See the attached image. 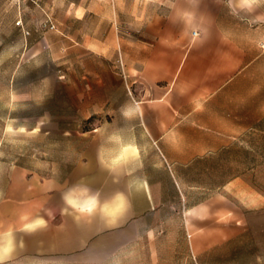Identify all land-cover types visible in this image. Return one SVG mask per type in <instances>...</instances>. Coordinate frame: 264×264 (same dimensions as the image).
I'll list each match as a JSON object with an SVG mask.
<instances>
[{
  "label": "crops",
  "instance_id": "crops-1",
  "mask_svg": "<svg viewBox=\"0 0 264 264\" xmlns=\"http://www.w3.org/2000/svg\"><path fill=\"white\" fill-rule=\"evenodd\" d=\"M109 62V86L116 88L109 120L83 136V150L59 188L30 182L6 262L198 264L227 240L206 226L216 215L228 219L230 150L244 152V53L219 30L187 28L146 57ZM79 183L102 199L126 192V217L109 226L98 217L62 215V194ZM37 217L46 227L21 230Z\"/></svg>",
  "mask_w": 264,
  "mask_h": 264
},
{
  "label": "rangeland",
  "instance_id": "rangeland-1",
  "mask_svg": "<svg viewBox=\"0 0 264 264\" xmlns=\"http://www.w3.org/2000/svg\"><path fill=\"white\" fill-rule=\"evenodd\" d=\"M187 28L219 30L247 73L228 219L206 226L227 240L198 264H264V0H0V233H15L30 182L59 188L83 136L109 120V60L146 57Z\"/></svg>",
  "mask_w": 264,
  "mask_h": 264
},
{
  "label": "clouds",
  "instance_id": "clouds-1",
  "mask_svg": "<svg viewBox=\"0 0 264 264\" xmlns=\"http://www.w3.org/2000/svg\"><path fill=\"white\" fill-rule=\"evenodd\" d=\"M64 207L61 214L73 216L75 220L81 218L98 217L109 226H117L128 214L130 202L124 191H115L106 198H101L100 191L92 190L84 183L76 184L62 194ZM46 221L37 217L21 229L31 234L46 227ZM23 246V241H20ZM16 247L15 235L12 231L0 233V264H6L10 254Z\"/></svg>",
  "mask_w": 264,
  "mask_h": 264
},
{
  "label": "built area",
  "instance_id": "built-area-1",
  "mask_svg": "<svg viewBox=\"0 0 264 264\" xmlns=\"http://www.w3.org/2000/svg\"><path fill=\"white\" fill-rule=\"evenodd\" d=\"M48 27L51 28V29L54 28V26L51 24V22L48 23ZM24 34L25 35H28L29 33L28 32H24Z\"/></svg>",
  "mask_w": 264,
  "mask_h": 264
}]
</instances>
